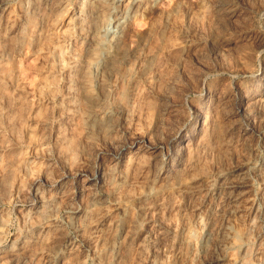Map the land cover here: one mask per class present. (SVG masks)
<instances>
[{"label": "clouds", "instance_id": "obj_1", "mask_svg": "<svg viewBox=\"0 0 264 264\" xmlns=\"http://www.w3.org/2000/svg\"><path fill=\"white\" fill-rule=\"evenodd\" d=\"M0 264H264V0H0Z\"/></svg>", "mask_w": 264, "mask_h": 264}]
</instances>
